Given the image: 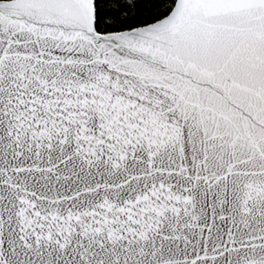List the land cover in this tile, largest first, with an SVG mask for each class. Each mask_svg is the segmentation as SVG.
Returning a JSON list of instances; mask_svg holds the SVG:
<instances>
[{
  "label": "water",
  "instance_id": "95a60500",
  "mask_svg": "<svg viewBox=\"0 0 264 264\" xmlns=\"http://www.w3.org/2000/svg\"><path fill=\"white\" fill-rule=\"evenodd\" d=\"M0 264H264V0L0 1Z\"/></svg>",
  "mask_w": 264,
  "mask_h": 264
},
{
  "label": "trees",
  "instance_id": "16d2710c",
  "mask_svg": "<svg viewBox=\"0 0 264 264\" xmlns=\"http://www.w3.org/2000/svg\"><path fill=\"white\" fill-rule=\"evenodd\" d=\"M176 1L95 0L96 30L101 34H109L153 24L170 14Z\"/></svg>",
  "mask_w": 264,
  "mask_h": 264
}]
</instances>
